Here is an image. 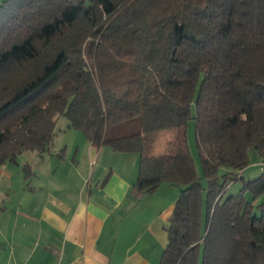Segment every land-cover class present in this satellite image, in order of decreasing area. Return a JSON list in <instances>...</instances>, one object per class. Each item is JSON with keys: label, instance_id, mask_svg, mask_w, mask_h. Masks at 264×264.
<instances>
[{"label": "trees", "instance_id": "16d2710c", "mask_svg": "<svg viewBox=\"0 0 264 264\" xmlns=\"http://www.w3.org/2000/svg\"><path fill=\"white\" fill-rule=\"evenodd\" d=\"M59 115L139 154L130 194L180 187L159 264H264V202L244 196L264 193V171L242 176L264 157V0H0V166L48 152Z\"/></svg>", "mask_w": 264, "mask_h": 264}, {"label": "crops", "instance_id": "0c3cea01", "mask_svg": "<svg viewBox=\"0 0 264 264\" xmlns=\"http://www.w3.org/2000/svg\"><path fill=\"white\" fill-rule=\"evenodd\" d=\"M61 117L55 147L35 156L34 166L13 163V198L0 197V264H159L180 187L130 194L139 154L96 147ZM262 158L253 156L245 179L261 174ZM244 196L264 202V193Z\"/></svg>", "mask_w": 264, "mask_h": 264}, {"label": "rangeland", "instance_id": "374dc122", "mask_svg": "<svg viewBox=\"0 0 264 264\" xmlns=\"http://www.w3.org/2000/svg\"><path fill=\"white\" fill-rule=\"evenodd\" d=\"M194 114H195V107H194V105H192L191 106V115L194 116ZM61 118H66V117H65V115H62ZM55 131L57 134L59 133V126L58 125H56ZM168 135H169V133L166 130H161L157 133L156 140H155L153 148H152V154L153 155H161V154L166 152V143H167ZM59 137H60V135H59ZM62 137H63V135H62ZM62 137H60V138H62ZM58 140L56 139V141H55V139H54V143L51 146V148H53L57 145L56 142ZM186 140H187L188 149H189L190 154H191L193 161H194V166H195L196 172H197L198 176L200 177V182H201V185L203 187V198H205L206 187L208 185V181H207V178L203 174L199 148H198L197 142H196V131H195V120H194V118H191L187 124ZM37 155H38V153L36 151L26 150V151H23L21 154L18 155L17 160H18L19 164H22V163L28 161V162L32 163V165L34 166L35 162H33V161L35 159V156L37 158ZM253 156H255V154L251 155L250 163L248 166H250V164L252 163ZM257 156H259V155H257ZM6 166L8 167V172L10 173L11 178L7 179L6 177H3L2 175H0V187H1L0 197H4V196L10 194V197L13 198V166H15V165H13V163H6V164H4V166H1V169L5 168ZM223 171H224V168L223 169L221 168L220 173H222ZM5 184L9 185V191L2 188V186ZM241 185H242L241 180H234V181L230 182L226 187L223 198L227 197L230 194L237 193L238 190L240 189ZM247 198H249V197H247Z\"/></svg>", "mask_w": 264, "mask_h": 264}, {"label": "built area", "instance_id": "2783aa9c", "mask_svg": "<svg viewBox=\"0 0 264 264\" xmlns=\"http://www.w3.org/2000/svg\"><path fill=\"white\" fill-rule=\"evenodd\" d=\"M259 168H260L262 171H264V160H261V161L259 162Z\"/></svg>", "mask_w": 264, "mask_h": 264}]
</instances>
